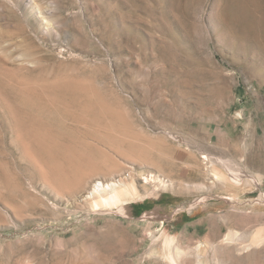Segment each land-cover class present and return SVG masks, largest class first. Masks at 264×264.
Here are the masks:
<instances>
[{
	"label": "rangeland",
	"instance_id": "rangeland-1",
	"mask_svg": "<svg viewBox=\"0 0 264 264\" xmlns=\"http://www.w3.org/2000/svg\"><path fill=\"white\" fill-rule=\"evenodd\" d=\"M0 264H264V0H0Z\"/></svg>",
	"mask_w": 264,
	"mask_h": 264
},
{
	"label": "bare ground",
	"instance_id": "bare-ground-1",
	"mask_svg": "<svg viewBox=\"0 0 264 264\" xmlns=\"http://www.w3.org/2000/svg\"><path fill=\"white\" fill-rule=\"evenodd\" d=\"M149 176V175H148ZM150 180H152V178H150ZM116 184V183H115ZM115 184L114 183H112V184H110V185H108V186H106V187H104L103 186V184H101V187H100V189H96V191H102V193H109V191L111 192L112 191V193H114L117 189L114 187L115 186ZM107 185V184H106Z\"/></svg>",
	"mask_w": 264,
	"mask_h": 264
}]
</instances>
